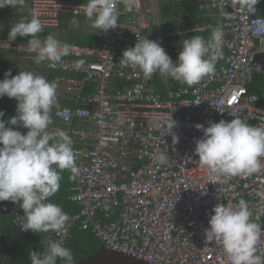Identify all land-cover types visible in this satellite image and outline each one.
I'll return each instance as SVG.
<instances>
[{
	"label": "built area",
	"instance_id": "2783aa9c",
	"mask_svg": "<svg viewBox=\"0 0 264 264\" xmlns=\"http://www.w3.org/2000/svg\"><path fill=\"white\" fill-rule=\"evenodd\" d=\"M147 1L135 0L129 12L117 0L120 25L106 33L93 27L96 33L74 34L71 38L87 44L65 42L68 49L60 63L54 67L41 63L53 72L57 90L51 109L56 124L49 132L62 129L74 142L79 172H69L75 181L70 199L81 209L69 220L66 232L39 235L44 242L60 240L65 246L72 230L78 229L92 232L110 249L153 264H228L220 246L206 244L204 229L216 204L235 206L240 199L264 228V158L252 175L216 176L194 154L195 141L203 137L195 125L207 127L210 121L237 117L264 126V90L250 91L254 78L264 75V45L252 30L253 21L264 15H253L242 0H196L200 11L219 20L178 33L208 31L221 24L224 37L215 74L190 87L159 72L145 79L139 69L119 62L138 42L137 36L147 38L150 28L156 29L153 40L167 52L157 6L154 2L149 8ZM82 4L86 2L31 0L30 9L37 11L44 29H56L62 16H73ZM76 17H85L82 8ZM29 40H0V48L34 58L36 54L25 49ZM182 47L177 44L175 53L179 55ZM159 82L163 91L150 89ZM165 113L177 121L175 145L171 135L163 136L155 126ZM161 152L168 156L165 165L156 161ZM12 204L19 235L38 234L21 230L23 209ZM257 249L264 258V237Z\"/></svg>",
	"mask_w": 264,
	"mask_h": 264
},
{
	"label": "clouds",
	"instance_id": "9594fccd",
	"mask_svg": "<svg viewBox=\"0 0 264 264\" xmlns=\"http://www.w3.org/2000/svg\"><path fill=\"white\" fill-rule=\"evenodd\" d=\"M121 2L129 12L135 6V0ZM259 2L242 0V5L255 15ZM23 3L24 0H0V8H17ZM116 3L117 0H87L74 10L71 24L78 26L75 17L82 8L92 27L105 33L115 29L120 25ZM43 27L37 11L32 10L30 18L25 16L13 23L8 40L30 36L25 49L36 54L34 62L39 65L47 61L54 67L62 61L68 45L52 34L41 40L38 34ZM210 28L207 40L200 35L183 40L175 62L158 42L139 36L135 46L126 49L119 62L139 69L145 79L159 72L191 87L206 77L211 78L216 62L222 57L223 26L217 24ZM252 30L264 45V18L255 19ZM4 96L14 98L17 107L16 114L7 121L3 119L5 112L0 111V201H11L23 209L24 219L19 226L24 232H66L70 217L60 205L50 202V198L60 189L62 173L68 170L76 175L79 169L72 138L62 129L55 134L48 131L53 123L51 109L57 101L56 84L32 71L22 70L12 76L9 69L0 80V98ZM119 123L123 124V119ZM11 126L28 131L22 134ZM155 126L163 136H172L173 145L179 142V136L173 131L177 121L171 113L159 117ZM195 127L203 132V137L195 141L194 154L210 173L226 177L252 175L262 167L264 126H253L235 117L230 122L222 119L210 121L207 127L203 124ZM156 161L165 165L168 156L161 152ZM213 212L209 227L204 229L206 244L214 242L220 246L228 264H264V258L257 254L264 228L252 219L248 203L244 199L235 206L218 203ZM43 248L42 252L29 251L31 264H57L58 260L63 264H77L73 251L60 240H49Z\"/></svg>",
	"mask_w": 264,
	"mask_h": 264
},
{
	"label": "trees",
	"instance_id": "16d2710c",
	"mask_svg": "<svg viewBox=\"0 0 264 264\" xmlns=\"http://www.w3.org/2000/svg\"><path fill=\"white\" fill-rule=\"evenodd\" d=\"M165 1L166 2L164 3L163 0L161 5V13L163 17L169 16V20L167 21V36L165 47L168 55L175 62L178 60L179 56L175 53V47L177 44L182 43L185 39H190L194 35H200L207 40L209 38L211 30L209 29L208 31L203 32L190 31L188 33L178 32H181L184 29L190 28L197 23H202L204 21L215 23L219 20V17L206 16L204 12L199 10L196 0ZM255 7L257 10L255 15H264V0H260V2ZM179 10L181 12V17L183 18L182 21L174 19V16L178 14ZM7 37L8 36L6 34H2L0 31L1 41H11L7 40ZM67 42L87 44V42L78 41L75 39ZM13 53L15 52L0 48V80L4 79V74L9 69L12 72V76L19 74V69L21 67L17 64H12L10 61V56ZM164 89L165 86L162 83H158L157 90L163 91ZM263 90L264 75L256 76L250 84V91L261 92ZM16 107L17 101L14 98L10 99L7 96L0 98V111L5 112V116L3 117L4 120L7 121L16 114ZM11 127H13L15 130L20 131L22 134L27 133V130L23 127ZM67 177L68 179L62 174L60 189L57 193H55L54 196L50 198V202L60 205L63 210L69 215L71 220L80 211L81 206L78 202L72 201L70 199V195L72 194L70 186L71 184L72 186H74L75 181L72 180L69 175H67ZM68 181L69 183H71L70 186ZM12 207L13 204L11 201H0V246L3 249V254H0V264H31L28 255L29 251L34 250L42 252L44 250L43 246H46L47 242H44L43 238L41 237L42 235L39 234H29L27 236L19 235L17 224L12 216ZM65 247H68L73 251L74 258L77 261L98 250L101 247V243L100 240L92 232L73 229L72 238L65 245ZM57 264H63V262L58 260Z\"/></svg>",
	"mask_w": 264,
	"mask_h": 264
},
{
	"label": "crops",
	"instance_id": "0c3cea01",
	"mask_svg": "<svg viewBox=\"0 0 264 264\" xmlns=\"http://www.w3.org/2000/svg\"><path fill=\"white\" fill-rule=\"evenodd\" d=\"M83 2L87 3V1H83ZM30 8H31V0H24L23 6H18L17 8H12L10 6L0 8V31H1V33L6 34L8 36L14 22L19 21L22 17H25V16L30 18V13H31ZM161 15H162V13H161ZM64 17L69 18V17H73V16H69V15L62 16L61 26L59 28L47 29V30L43 29V31L38 34L39 38H42L41 40H44L48 34H52L57 39H59L61 42H67V41H71L74 39L78 40V41L86 42L85 39H81V38H78L76 36L71 38V36L74 34H77V36H78L82 33H96L94 28L91 25V22L89 20H87L86 17H81V18H85L86 21H89V22L85 23L84 26L79 25L76 28H69V29H66V27H69V26H66L65 24L62 23V20ZM165 20H167V19L165 18ZM16 39H31V37L30 36L29 37H19L18 36ZM7 40H8V37H7ZM24 57L26 59L25 62L23 60ZM10 61L12 64H17L21 67L19 69V72H21L22 70L32 71L36 74L43 75L49 81H52L53 72L47 71L46 68L44 67V65H42V64H39V65L36 64L34 62V58L31 57L30 55H24L23 56V55H20L17 53H13L10 56ZM51 118H52L53 123L50 126H53L56 124V122L54 121L52 116H51ZM26 130L28 131V129H26ZM48 131H49V129H48ZM69 172L70 171L65 170L62 174L64 176H66V178L68 179L67 175H69ZM68 183H69V181H68ZM70 184L71 183H69V186H70ZM72 187L73 186L71 184L70 190Z\"/></svg>",
	"mask_w": 264,
	"mask_h": 264
},
{
	"label": "water",
	"instance_id": "95a60500",
	"mask_svg": "<svg viewBox=\"0 0 264 264\" xmlns=\"http://www.w3.org/2000/svg\"><path fill=\"white\" fill-rule=\"evenodd\" d=\"M101 247L92 254L77 260V264H153L124 251L106 247L101 241Z\"/></svg>",
	"mask_w": 264,
	"mask_h": 264
},
{
	"label": "rangeland",
	"instance_id": "374dc122",
	"mask_svg": "<svg viewBox=\"0 0 264 264\" xmlns=\"http://www.w3.org/2000/svg\"><path fill=\"white\" fill-rule=\"evenodd\" d=\"M80 1H82V0H80ZM83 1H87V0H83ZM154 2H155V4H156V6H157V15H158V20H159V22H160V26H161V33H162V37H163V40H166V36H167V21L169 20V16H167V17H163L162 15H161V5H162V2H163V0H148L147 1V5H148V7L150 8V7H152L153 5H154ZM166 1L164 0V3H165ZM78 21H79V24H78V26L79 25H81V26H84V24L85 23H87V22H89V21H86V19L85 18H81V17H75ZM165 18L167 19V20H165ZM72 19H73V17H69V18H67V17H64L63 18V20H62V23L63 24H65L66 26H69V27H66V29H69V28H76V27H78V26H73L72 24H71V21H72ZM174 19L175 20H178V21H182V17H181V12H180V10H179V12H178V14H176V16H174ZM44 29V28H43ZM44 30H47V29H44ZM155 35H156V29H154V28H150V30L148 31V33H147V39H149V40H153L154 39V37H155ZM154 41V40H153ZM21 59V58H20ZM23 60H24V62L26 61V59H25V57L23 58ZM31 63V62H30ZM29 63V64H30ZM46 68V67H45ZM46 70L47 71H49V72H52L51 70H49V69H47L46 68ZM160 83V82H159ZM160 88V87H159ZM150 89L151 90H157L158 89V85H153V86H151L150 87ZM42 237V236H41ZM43 238V237H42ZM0 254H3V249H2V247L0 246Z\"/></svg>",
	"mask_w": 264,
	"mask_h": 264
}]
</instances>
